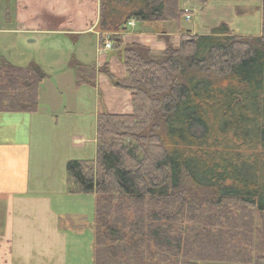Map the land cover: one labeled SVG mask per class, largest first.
Segmentation results:
<instances>
[{
	"label": "trees",
	"instance_id": "obj_1",
	"mask_svg": "<svg viewBox=\"0 0 264 264\" xmlns=\"http://www.w3.org/2000/svg\"><path fill=\"white\" fill-rule=\"evenodd\" d=\"M230 1L259 3V37L220 23L154 54L117 33L131 18L180 21L182 0H100V42L125 76L73 59L74 88L101 72L132 113H98L95 157L65 164V193L90 197L92 264H264V0ZM47 77L0 60V113L36 112ZM65 218L62 229L86 226Z\"/></svg>",
	"mask_w": 264,
	"mask_h": 264
},
{
	"label": "crops",
	"instance_id": "obj_2",
	"mask_svg": "<svg viewBox=\"0 0 264 264\" xmlns=\"http://www.w3.org/2000/svg\"><path fill=\"white\" fill-rule=\"evenodd\" d=\"M15 1L19 10L16 19L23 24L21 20L23 17L20 18L19 16L21 10L26 9L25 4L28 0ZM33 1L44 8L47 7L57 18L72 16L70 28L57 31H60V34H65V36L69 35L75 43L83 35L94 32L98 19V16L94 17L98 8L96 0H83L84 10L80 9L78 0ZM187 3L190 2L182 0L181 6L184 9H189L186 6ZM38 5L37 9L40 8ZM34 11L35 9L32 12L34 13ZM92 20H94V23L91 26L85 24L91 23ZM28 25L31 31H53L49 27L43 29L44 27L42 28L39 23ZM98 31L94 34L95 51L94 53L91 52V58L75 55L74 60L86 65L94 64L98 71L103 66H107L110 73L115 77H124V66L111 49L104 52L103 55L98 54L99 35L101 34ZM186 31H189V29L183 26L181 20L178 22H138L131 18L117 34L121 35L124 44H138L156 54L166 49L167 41L173 46H178L180 35ZM75 45L77 46V43ZM92 54L95 58H92ZM70 76L72 78V74ZM74 81H67L66 83H70L74 91H79V88L74 89ZM89 87L91 91H96L99 96L97 114L107 112L128 115L132 113L130 92L112 86L107 77L101 72L96 74L95 86ZM39 91L40 86L38 87V98ZM76 106L82 107L81 105ZM18 113L35 115L38 110L34 113ZM0 114H5L11 118L15 116L12 114L17 113ZM48 119H50L51 125L56 126L59 115L53 112ZM17 126L19 127L14 129ZM40 128L41 126L34 123L24 125L23 122L18 125L12 120H5L4 117L0 119V264H92V234L77 228L66 227L62 229L61 216L64 212H62L58 201L47 193V188L43 186L44 183L39 182V184H36L31 179L32 167L35 166L37 158V156H33L32 143L37 144L35 134ZM4 130L10 132V134H4ZM73 140L75 146L84 148L86 143L84 136H73ZM92 141L96 143L95 139H92ZM74 159L84 160L86 158ZM69 160H72V158H67L64 163ZM63 179L61 180L62 188L59 193L64 192L66 194ZM39 186H42V188ZM69 196L76 197L75 195ZM81 198L84 199L85 197ZM83 199L76 201L79 208ZM89 203L86 205H89L90 209L92 205ZM81 213L80 218L83 215ZM65 215L68 214L65 213Z\"/></svg>",
	"mask_w": 264,
	"mask_h": 264
},
{
	"label": "rangeland",
	"instance_id": "obj_3",
	"mask_svg": "<svg viewBox=\"0 0 264 264\" xmlns=\"http://www.w3.org/2000/svg\"><path fill=\"white\" fill-rule=\"evenodd\" d=\"M190 3L186 5L192 9L188 20L181 19L183 26L191 30V34L207 35L219 25L225 23L236 36L245 38L259 37L261 35V13L257 9L259 3L256 2H235L230 0H213L205 6ZM15 0H0V60H5L14 66L25 67L30 62L36 63L48 76L40 86L38 98V113L35 115L17 113L11 118L5 114H0V119L12 120L18 125L35 124L41 126L35 134L37 144L32 143L33 156H37L35 166L31 171L33 183L43 185L47 193L51 194L58 201L62 208L63 219L67 216L74 219H81L85 227L81 231H90L89 216L86 204L89 203L88 196H69L59 193L61 190V180H65V160L67 158H94L96 143L92 141L95 136V116L99 105V96L96 91H91L89 86H80L79 91H74L70 83L74 81L75 72L69 67L74 56L90 57L94 53L95 32L99 30V3L95 18L97 22L94 32L83 35L74 40L60 31L70 28L72 16L55 17V15L38 5L36 1L28 0L26 9L21 10V21H17L16 15L19 12ZM37 5L42 9H37ZM80 9H83V0H78ZM68 7V4H67ZM35 9L34 13L32 12ZM84 10V9H83ZM23 13V15H22ZM96 21V19H94ZM85 23L91 26L94 23ZM40 24L43 29L52 28L51 32L31 31L28 24ZM56 28V30H55ZM100 33V31H98ZM101 45V42H100ZM92 58L94 54H92ZM72 74V78L71 75ZM199 77L204 76L197 73ZM75 82V81H74ZM70 84V85H69ZM83 87V88H82ZM88 87V88H86ZM75 89V88H74ZM81 105L82 107H77ZM58 113L59 119L56 126L51 125L48 119L51 113ZM4 115V116H1ZM19 126L14 127L17 129ZM4 134L10 132L4 130ZM84 136L86 143L84 148L75 146L73 136ZM37 178V179H36ZM35 179V182H34ZM42 188V186H39ZM91 195V194H88ZM85 197L80 203V208L76 201ZM93 198V196H91ZM87 201V202H86ZM91 205V203H89ZM83 210V211H81ZM83 212V213H81ZM80 213L83 214L80 218ZM67 218L63 221L65 222Z\"/></svg>",
	"mask_w": 264,
	"mask_h": 264
},
{
	"label": "built area",
	"instance_id": "obj_4",
	"mask_svg": "<svg viewBox=\"0 0 264 264\" xmlns=\"http://www.w3.org/2000/svg\"><path fill=\"white\" fill-rule=\"evenodd\" d=\"M186 19H189V16L186 15ZM132 24V22H130ZM111 48V42L109 41L108 37L106 36L104 39V43L99 46L98 54L103 55L105 51L109 50Z\"/></svg>",
	"mask_w": 264,
	"mask_h": 264
}]
</instances>
